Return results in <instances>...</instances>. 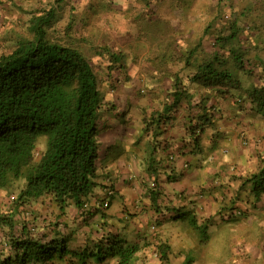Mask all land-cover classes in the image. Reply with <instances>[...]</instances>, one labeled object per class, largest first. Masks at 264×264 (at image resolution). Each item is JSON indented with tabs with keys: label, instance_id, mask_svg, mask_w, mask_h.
Masks as SVG:
<instances>
[{
	"label": "trees",
	"instance_id": "trees-1",
	"mask_svg": "<svg viewBox=\"0 0 264 264\" xmlns=\"http://www.w3.org/2000/svg\"><path fill=\"white\" fill-rule=\"evenodd\" d=\"M160 1L166 5L163 12L158 10ZM210 1L201 10L194 8V0L190 14L180 17L171 14L180 10V0L175 5L166 0H135L137 12L131 19L139 25L145 22L142 20L149 7L152 10L147 17L151 19L146 23L150 28L143 32L135 25L134 34L133 27L129 30L132 35L140 30L146 36L131 43L101 42L91 55L81 46L53 38L50 26L55 10H44L31 20L32 33L19 37L11 49L0 53V189L16 181L23 183L14 204L33 211V204L48 201L53 204L51 215L58 220L71 206L93 213L92 197L101 186L99 134L106 117L121 122L123 115L129 114L130 120L138 116L135 128L143 130V136L149 132L156 149L157 138L177 118L176 113L186 108L185 129L193 151L201 150L208 129L218 128V121L227 115L220 108L222 99L264 124V40L258 37L253 41L264 33V10L252 32L250 23L242 21L238 12L229 14V0ZM163 16L168 20L161 28ZM139 44L144 48L146 44L143 55L135 50ZM132 64L144 73L145 81L133 83L131 88ZM143 100L152 103L151 115L147 107L134 110L135 101ZM158 107L162 111L157 115ZM249 122L247 128L254 125ZM153 173H157L155 166ZM154 175L146 184L152 193L162 194V185ZM108 181L105 188L111 196L114 184L111 178ZM247 188L254 202L263 199L264 157L256 172L244 177L241 189ZM107 200L102 202L105 208L110 205L105 206ZM162 216L165 219L166 214ZM60 223L56 221V225ZM191 223L198 228L194 220ZM29 233L23 231L24 236ZM110 238L109 252H95L92 246L84 251L58 246L70 238L40 244L34 238L14 234L11 247L21 264L33 259L36 263L57 262L67 255L74 264L79 260L88 264L89 259L102 262L110 257L117 260L116 264H142L146 259L142 246L120 236ZM149 238L155 242L149 255L167 264L170 245L157 235Z\"/></svg>",
	"mask_w": 264,
	"mask_h": 264
},
{
	"label": "crops",
	"instance_id": "crops-1",
	"mask_svg": "<svg viewBox=\"0 0 264 264\" xmlns=\"http://www.w3.org/2000/svg\"><path fill=\"white\" fill-rule=\"evenodd\" d=\"M151 105L149 101H135L134 110L147 107L151 115ZM220 108L227 115L218 121V128L208 129L200 151H193L185 129L186 108L176 113L177 118L157 138L156 149L152 135L148 132L143 136V130L135 128L138 116L129 122L106 117L99 134L101 186L92 197L94 212L83 213L71 206L69 213L58 220L43 200L32 205L33 211L23 206L14 209L17 221L13 232L11 225H6L8 221L0 227V264H21L16 262L11 247V234L34 238L40 244L70 238L58 246L81 251L92 246L95 252H109L108 239L115 235L142 246L147 256L142 264H161L149 255L155 247L154 238L149 236L157 235L170 245L167 264H264V197L254 202L249 189H241L244 177L256 172L264 157V124L229 100L222 99ZM160 111L158 107L157 115ZM249 121L254 125L247 128ZM154 166L157 173H153ZM154 174L162 185V194L152 193L146 184ZM110 178L114 192L108 196L105 185ZM116 198L118 204L112 211L111 200ZM105 199L111 201L108 208L103 205ZM9 201L0 193V209L8 214L12 211ZM193 220L198 228L192 225ZM56 221L61 223L56 225ZM24 230L30 235L24 236ZM189 238L192 241L188 242ZM116 262L110 257L102 262L89 259L88 264ZM27 264L74 263L67 255L57 262L36 263L33 259Z\"/></svg>",
	"mask_w": 264,
	"mask_h": 264
},
{
	"label": "rangeland",
	"instance_id": "rangeland-1",
	"mask_svg": "<svg viewBox=\"0 0 264 264\" xmlns=\"http://www.w3.org/2000/svg\"><path fill=\"white\" fill-rule=\"evenodd\" d=\"M180 1L182 3L180 10H175L171 14L173 13L180 17L189 15L190 11H192L194 0ZM166 2L170 4L173 2L174 5L179 4V0H166ZM211 2L210 0H195L194 8L203 10V5L211 4ZM228 2L229 6H231L230 10H228L229 14H233L235 11L238 12L242 21L245 20L250 23L249 31H255V26L260 23V19L258 18L262 15L261 11L264 10V0H229ZM158 3H162L158 10L163 12L166 7L164 1ZM44 10H55L56 12L55 21L50 26V31L54 39L67 43L72 42L87 50V54L91 55L93 49H97L96 47L101 42L115 41L116 43H131L133 39L137 41L141 36L145 37L146 35H143L142 32L141 34L140 30L138 34L132 35L129 29L133 27L134 34L137 30L134 27L138 25L139 27L141 26L143 32L148 31L150 26L146 22L151 18L147 16H150L152 9L147 7L144 13L145 18L142 20L145 22H141L139 25L138 22L136 23L131 19V15L137 12L135 0H112V3L106 0H66L62 3L58 0H0V53L11 49L19 37L30 35L34 26L31 20L35 16L42 14ZM165 19L167 18L163 16L160 20L161 28L165 27ZM131 21H133V26L131 25ZM258 37L264 40V33L263 35L255 36L253 38L254 43ZM141 40L145 41L143 38ZM141 44L135 47V50L140 55H143L146 50V44L145 48ZM254 53L251 55L254 56ZM131 66L134 68L131 72L134 79L132 81L128 80L129 86L131 87L133 83H144V73L140 69H137L135 65L132 64ZM126 88L122 90H126ZM120 119L121 122L125 119L130 121L129 114L123 115ZM22 184V182L16 181L13 186L10 185L0 189V193L9 198V203L12 202L9 205L13 206L10 214L4 209H0V227L5 223L4 221H8L6 225L15 224V221H17L13 211L20 206L14 204L12 196L15 195L17 198L19 188ZM111 201L113 203L111 208L113 211L117 207L118 198L115 201ZM111 201H108V203ZM44 205L49 209L53 207V204L51 205L46 202ZM8 218L9 220H7ZM4 226L5 224H3ZM200 238L201 235L198 240ZM190 241L192 240L190 239L188 242Z\"/></svg>",
	"mask_w": 264,
	"mask_h": 264
},
{
	"label": "built area",
	"instance_id": "built-area-1",
	"mask_svg": "<svg viewBox=\"0 0 264 264\" xmlns=\"http://www.w3.org/2000/svg\"><path fill=\"white\" fill-rule=\"evenodd\" d=\"M105 204H106V206H107V205H108V202H106Z\"/></svg>",
	"mask_w": 264,
	"mask_h": 264
}]
</instances>
